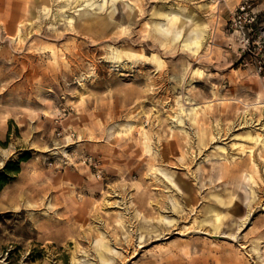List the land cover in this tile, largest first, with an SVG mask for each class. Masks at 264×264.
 Here are the masks:
<instances>
[{
    "label": "rangeland",
    "instance_id": "374dc122",
    "mask_svg": "<svg viewBox=\"0 0 264 264\" xmlns=\"http://www.w3.org/2000/svg\"><path fill=\"white\" fill-rule=\"evenodd\" d=\"M92 1L55 0L45 31L0 33V264H264V78L230 28L240 0L213 16L207 0ZM123 31L148 42L142 61L114 59ZM4 56L30 75L7 83Z\"/></svg>",
    "mask_w": 264,
    "mask_h": 264
},
{
    "label": "bare ground",
    "instance_id": "6f19581e",
    "mask_svg": "<svg viewBox=\"0 0 264 264\" xmlns=\"http://www.w3.org/2000/svg\"><path fill=\"white\" fill-rule=\"evenodd\" d=\"M86 1L88 3L83 4ZM225 1H228V0H207V3L204 5V7L208 11H210L209 15L213 16L214 14H216L217 8L219 7V5ZM7 2H8V4L3 7V11L0 10V33H1L2 40L3 39L14 40L12 38L13 36H16V38L19 39L24 35H28L29 28H30L29 24H33V25L35 24L36 27H39V31H42V29L45 31V28H43V26H45V23H49V22H47L44 19V16L48 15L50 13L51 9H53V2H55V0H7ZM74 2L76 3V5L74 7H78L81 5L87 6V5H92L95 3V1L91 2V0H74ZM55 15H56V19L53 21V23L58 22L60 19H62V17H64L65 20L67 19V16L63 12L56 11ZM176 15L177 16H174L176 18V20H174L173 25L176 26V28H177L176 33L180 34L181 28L178 25L181 22L184 24V22L182 20L183 15L180 13L179 14L176 13ZM188 18L190 21H192L194 23L192 26V28H194L193 31L202 30L201 24L198 21L196 22L193 16H188ZM85 24L91 25L92 23H91V21H88ZM109 24H110V22L107 23L106 21H99V22L95 23V25H96L95 28L98 31L97 32L98 37L104 35L105 30ZM123 33H126V32L123 31L122 33H120L118 40L128 43L127 48L123 52L117 53L116 57H114V59H116L118 61L121 59H125V60L128 59V60H131L133 63H138V62L142 61L144 59L145 52L149 51V49L147 48L148 42H146V41L144 42V40H141L140 43L142 45L146 46V48L142 49L141 51L140 50L139 51L134 50L132 47L135 44V41H137V38H132L129 35L122 36ZM207 38H212V33L209 32L207 34ZM159 40H161V39H159ZM193 42L197 43V45H199L201 43L200 40L193 41ZM190 43L191 42H189V44ZM16 45H19V42ZM97 49L99 52H101V53L103 52V50L101 48H96V50ZM75 54H76L75 52L71 53V55H75ZM154 61L158 62V69H160L163 66V62L159 58L154 57ZM1 63H2V68L4 70L3 79L6 80L7 83H9V84L13 82V78H17L18 76H20L21 78H24V77H28L30 75L29 69L27 71H25L24 73H22V70L20 67V65H21L20 64V58H18L16 56H13V58H9L8 56H4L1 58ZM97 68L100 71L103 70L102 65H98ZM66 72L67 71H61L60 75L65 74ZM160 74L162 75L163 73H160ZM9 79H11V80H9ZM144 91H146V90H143V91L140 90L139 92H137L138 98L143 96ZM133 95H135V94L133 93ZM196 104L197 103L192 104L193 105L192 111H195L194 112L195 117L193 118V120L197 124H199L200 121H199L198 117H196V115L198 114L200 107L197 106ZM184 105H185V102L182 101L180 108L176 111L177 114H180V113L183 114L186 111V109L184 108ZM244 117H247V111L244 112ZM246 122H248V121H246ZM144 134L146 136V139L148 140L147 145H149V143H151L152 138L147 132H144ZM257 136H259V134H257ZM215 138H216V136H213V139H215ZM199 142L201 145H206L208 143L207 135L201 134L199 136ZM182 149L183 148L181 147V144H179L178 142H174L170 146H167V150H170L171 153L176 152V154L178 155L177 158H181L183 156ZM251 178H252V176H251ZM179 187L181 188V186H179ZM177 207H179V206L177 205V200H175L174 210L177 209V211H179V208H177ZM161 208L162 207H160V209ZM210 211L212 213L213 211H215V208H211ZM222 220H223V216L220 215L218 212L215 213V219H214L215 224H216V222H218V221L221 222ZM198 230H201V229H198ZM103 247L107 248V246L105 244H101L102 249H103ZM102 249L99 251L100 256H101V259L106 261L107 258H106L105 252ZM257 250H259V249H257ZM260 257H262V255H260ZM256 263L258 264V262H256Z\"/></svg>",
    "mask_w": 264,
    "mask_h": 264
},
{
    "label": "built area",
    "instance_id": "2783aa9c",
    "mask_svg": "<svg viewBox=\"0 0 264 264\" xmlns=\"http://www.w3.org/2000/svg\"><path fill=\"white\" fill-rule=\"evenodd\" d=\"M259 18L256 0H240L229 19L230 28L238 37L241 54L244 57L255 56L252 65L264 78V44L256 32ZM260 53V57L258 56Z\"/></svg>",
    "mask_w": 264,
    "mask_h": 264
},
{
    "label": "trees",
    "instance_id": "16d2710c",
    "mask_svg": "<svg viewBox=\"0 0 264 264\" xmlns=\"http://www.w3.org/2000/svg\"><path fill=\"white\" fill-rule=\"evenodd\" d=\"M16 167H17V169H19V166L18 165H16ZM4 176V175H3ZM3 176H0V179H2L3 178Z\"/></svg>",
    "mask_w": 264,
    "mask_h": 264
}]
</instances>
